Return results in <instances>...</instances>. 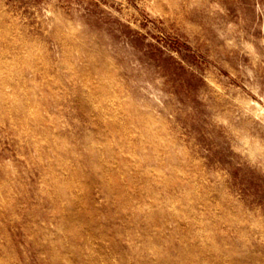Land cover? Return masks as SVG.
I'll return each mask as SVG.
<instances>
[{
	"label": "rangeland",
	"instance_id": "obj_1",
	"mask_svg": "<svg viewBox=\"0 0 264 264\" xmlns=\"http://www.w3.org/2000/svg\"><path fill=\"white\" fill-rule=\"evenodd\" d=\"M0 87V264H264V0H0Z\"/></svg>",
	"mask_w": 264,
	"mask_h": 264
},
{
	"label": "bare ground",
	"instance_id": "obj_2",
	"mask_svg": "<svg viewBox=\"0 0 264 264\" xmlns=\"http://www.w3.org/2000/svg\"><path fill=\"white\" fill-rule=\"evenodd\" d=\"M62 35V34H61ZM3 37V36H2ZM98 71V70H97ZM36 79V78H35ZM1 88V87H0ZM89 96H91V93H90V95ZM47 113V112H46ZM53 117V116H52ZM1 118V117H0ZM1 121V120H0ZM3 122V121H2ZM6 123V122H5ZM69 127V126H68ZM66 134V133H65ZM161 136V135H160ZM117 165V164H116ZM112 166V165H111ZM110 166V167H111ZM13 169V168H12ZM110 173V172H109ZM110 175V174H109ZM113 176V175H112ZM112 176L110 175V177H111V180H112ZM75 182V180H73V183ZM3 184V183H2ZM4 186V185H3ZM8 188V187H7ZM82 195V194H81ZM15 196V195H14ZM13 198V197H12ZM132 200V199H131ZM84 206V205H83ZM221 209V208H220ZM200 218H201V216H200ZM203 220V219H202ZM208 222V221H207ZM188 224V223H187ZM84 227V226H83ZM227 242V241H226ZM225 242V243H226ZM106 243V242H105ZM136 243V242H135ZM139 243V242H138ZM148 244H150V243H148ZM228 246V245H227ZM230 259V258H229ZM262 260V259H261Z\"/></svg>",
	"mask_w": 264,
	"mask_h": 264
}]
</instances>
